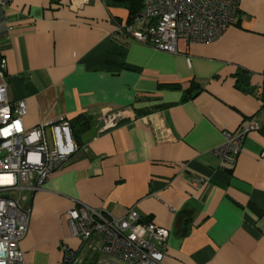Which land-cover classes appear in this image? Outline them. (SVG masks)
Returning a JSON list of instances; mask_svg holds the SVG:
<instances>
[{"label": "crops", "instance_id": "obj_1", "mask_svg": "<svg viewBox=\"0 0 264 264\" xmlns=\"http://www.w3.org/2000/svg\"><path fill=\"white\" fill-rule=\"evenodd\" d=\"M132 1L0 7V73L10 100L27 103L25 128L64 118L85 148L23 204L25 263L62 264L64 247L80 249L65 213L82 203L168 230L163 264H264V0H240L219 39L181 42L180 54L125 35ZM122 110L102 132L101 115ZM253 118L260 129L228 167L213 151Z\"/></svg>", "mask_w": 264, "mask_h": 264}, {"label": "built area", "instance_id": "obj_2", "mask_svg": "<svg viewBox=\"0 0 264 264\" xmlns=\"http://www.w3.org/2000/svg\"><path fill=\"white\" fill-rule=\"evenodd\" d=\"M11 0H0L7 7ZM142 10L123 27L125 35L157 51L180 54V43H210L236 23L240 0H142ZM0 73V264H26L19 248L30 213L23 204L51 176L85 152L71 123L64 118L26 129V101H11ZM128 118L127 110L103 114L102 132ZM260 129L253 118L238 134H224L225 143L213 153L234 167L246 135ZM201 181V180H200ZM198 181V182H200ZM71 235L82 245L64 247L62 264H85L89 251L98 253L93 264H163L169 231L144 222L129 210L120 219L75 203L65 213Z\"/></svg>", "mask_w": 264, "mask_h": 264}, {"label": "trees", "instance_id": "obj_3", "mask_svg": "<svg viewBox=\"0 0 264 264\" xmlns=\"http://www.w3.org/2000/svg\"><path fill=\"white\" fill-rule=\"evenodd\" d=\"M142 7H143L142 0H133L132 4L130 5V8H129L131 18L136 16L142 10ZM131 18H130V20H131ZM198 90H200V89L197 88V91ZM189 94H190V97H192V92L191 91L189 92ZM263 100H264V98H263ZM72 127H73V125H72ZM80 145H81V143H80Z\"/></svg>", "mask_w": 264, "mask_h": 264}, {"label": "rangeland", "instance_id": "obj_4", "mask_svg": "<svg viewBox=\"0 0 264 264\" xmlns=\"http://www.w3.org/2000/svg\"><path fill=\"white\" fill-rule=\"evenodd\" d=\"M73 128H74V131H75V134L77 135V136H79V134H80V127L79 126H77V125H74L73 124ZM91 256H85L84 257V261L86 260V259H88V258H90Z\"/></svg>", "mask_w": 264, "mask_h": 264}]
</instances>
